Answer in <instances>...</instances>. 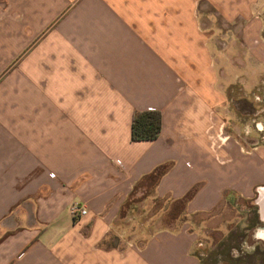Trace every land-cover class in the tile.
<instances>
[{"label": "crops", "instance_id": "obj_1", "mask_svg": "<svg viewBox=\"0 0 264 264\" xmlns=\"http://www.w3.org/2000/svg\"><path fill=\"white\" fill-rule=\"evenodd\" d=\"M199 1L0 0V264H200L204 229L264 240V140L226 126L229 86L264 81V0ZM139 110L152 139L131 138ZM150 199L169 226L122 210Z\"/></svg>", "mask_w": 264, "mask_h": 264}, {"label": "rangeland", "instance_id": "obj_2", "mask_svg": "<svg viewBox=\"0 0 264 264\" xmlns=\"http://www.w3.org/2000/svg\"><path fill=\"white\" fill-rule=\"evenodd\" d=\"M206 3V0L199 1ZM210 8V7H209ZM213 10L209 9V19L217 20L219 16H216ZM253 93V94H252ZM250 93L249 98L244 99L243 92L237 93V88L234 85H230L227 90V96L230 98L241 99L238 103V107L235 108L236 115L227 122L226 126L229 132L236 134L243 142H247L248 137L255 140H264V110L262 104L264 103V81H262L257 87H255ZM258 95L261 98L255 99ZM251 99L252 103L249 102ZM255 100V101H253ZM234 113V112H233ZM152 201V199H150ZM158 206H163L162 203L152 201L150 203H132V200L123 205L122 210L128 212H135L138 216V224L142 221L143 226L149 228V223L153 221V226L167 225L171 222V218L167 217L162 211L160 217L155 214V210ZM176 216H179V208L174 205ZM160 211V209H159ZM157 212V211H156ZM131 223L127 219L126 224ZM252 225H248L243 229V232L239 228L230 227L228 231L225 230H210L204 229L202 233L197 235V239L194 241L193 253L199 257L200 264H264V240L257 239L255 236H250V229ZM253 246L256 249V254L247 252V248Z\"/></svg>", "mask_w": 264, "mask_h": 264}, {"label": "trees", "instance_id": "obj_3", "mask_svg": "<svg viewBox=\"0 0 264 264\" xmlns=\"http://www.w3.org/2000/svg\"><path fill=\"white\" fill-rule=\"evenodd\" d=\"M159 131V112L157 110H139L132 114L130 133L132 139H152ZM251 221V219H249ZM258 222V220H255ZM251 224V223H250ZM256 254V249L249 253Z\"/></svg>", "mask_w": 264, "mask_h": 264}, {"label": "built area", "instance_id": "obj_4", "mask_svg": "<svg viewBox=\"0 0 264 264\" xmlns=\"http://www.w3.org/2000/svg\"><path fill=\"white\" fill-rule=\"evenodd\" d=\"M261 97L256 95L255 96V99L257 100V102H260L258 101V99H260ZM262 109L264 110V103L262 104ZM70 211L74 214V213H79V214H83L85 213V209L80 207V205H78L77 203H73L70 207Z\"/></svg>", "mask_w": 264, "mask_h": 264}]
</instances>
